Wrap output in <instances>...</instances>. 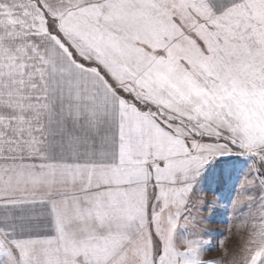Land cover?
Segmentation results:
<instances>
[{"label":"snow or ice","instance_id":"obj_1","mask_svg":"<svg viewBox=\"0 0 264 264\" xmlns=\"http://www.w3.org/2000/svg\"><path fill=\"white\" fill-rule=\"evenodd\" d=\"M0 264H264V0H0Z\"/></svg>","mask_w":264,"mask_h":264},{"label":"rangeland","instance_id":"obj_2","mask_svg":"<svg viewBox=\"0 0 264 264\" xmlns=\"http://www.w3.org/2000/svg\"><path fill=\"white\" fill-rule=\"evenodd\" d=\"M205 194V201H211L214 197H218V192H211L206 187L203 188ZM200 194L198 188L193 192V200H195ZM235 195V191L232 194ZM225 201H218L215 207L218 209L216 215H209L207 211L203 212L204 217L207 219L201 220V227L207 233L206 238L211 240L212 248L210 249L206 259L219 257L222 255V249L219 248V242L224 241V246L228 249H233L238 243V236L236 229L233 228L231 234H229V226L236 223L232 219V213L230 210L224 207Z\"/></svg>","mask_w":264,"mask_h":264}]
</instances>
